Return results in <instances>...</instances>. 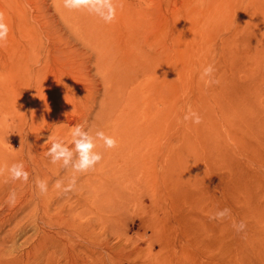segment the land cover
I'll use <instances>...</instances> for the list:
<instances>
[{
	"label": "rangeland",
	"instance_id": "374dc122",
	"mask_svg": "<svg viewBox=\"0 0 264 264\" xmlns=\"http://www.w3.org/2000/svg\"><path fill=\"white\" fill-rule=\"evenodd\" d=\"M0 6L28 59L12 106L0 104V152L29 174L0 181V264H264V0H95L75 15L63 0ZM105 39L140 72L128 127L141 132L118 140L104 180L95 167L49 170L61 187L33 199L30 158L50 160L57 139L72 149L73 127L88 132L101 106L93 48ZM5 55L0 44L2 76ZM210 64L218 83L206 87ZM72 174L80 189L65 191ZM224 208L229 218L210 219Z\"/></svg>",
	"mask_w": 264,
	"mask_h": 264
},
{
	"label": "bare ground",
	"instance_id": "6f19581e",
	"mask_svg": "<svg viewBox=\"0 0 264 264\" xmlns=\"http://www.w3.org/2000/svg\"><path fill=\"white\" fill-rule=\"evenodd\" d=\"M212 6L214 7V5ZM66 9L69 12L71 11L68 8ZM78 11L80 12V10H73L72 14L75 15L76 12ZM0 12L4 13V11L1 9V6H0ZM9 21L11 20L8 14L4 13V22L9 26V34L6 41L2 43L5 46V50H6V55L4 58H2L4 59V63L6 64V67L4 70L5 71L4 76H2V74L0 73V84L3 86V89L2 90L0 89V104L1 105L7 104L8 106H12L13 101L15 100L14 98H16V94H17L15 71L17 67H20V65H26L28 59L26 57L20 58V56L17 54L16 47L13 44L14 40H13ZM112 48H113V43L106 39L98 40L97 44L93 48V54L95 56L94 64L97 68L98 75L102 77L101 79L105 84L104 86L105 94L100 101L101 106L94 114V120L90 122L88 128L89 135L94 138V142L97 145L99 143L104 144L102 140L96 137V134L98 132H103L105 136L112 137L117 142L119 139H123L126 136V133L134 134L141 132V129L131 130L128 127V125L130 126L131 123L130 121H132L130 119L132 118L133 115V114L131 115L130 113H134V111L137 110L136 108H139L140 107L139 105L141 104L140 102H141L142 92L140 93L141 90L137 89L140 90L137 91L135 88V84H136L135 80L140 75V72L136 70L135 66L132 65L131 61L125 64L122 63L124 62L123 60L122 62L120 60H117L113 53ZM130 109H132V111H129ZM136 113H137L136 115L137 118L141 117L140 111H137ZM51 114L52 112L49 111L48 115ZM50 127H51V123L48 124V127L46 125L44 126V128L46 129L47 128L49 129ZM32 141L33 139H30L28 143H31ZM10 142H14L13 137L10 139ZM0 143L2 144L7 143V141L5 140V138L0 136ZM72 149L74 150V144H72ZM105 149L103 155H101L102 159L99 162L102 165L98 169L96 168L95 165L96 171L99 172L100 174L99 179H103V180L105 176L108 175V171L111 175L113 174L114 161L112 157L115 156V153L111 151L113 148H105ZM114 158H116V156ZM30 161L34 162L32 165L29 166L30 169L29 171H32L31 177L35 179V182L39 180V181H45L47 183V192L41 193L39 189L37 190L32 189L33 191H37V193L32 194V198L34 196L46 197L53 190V188H56L57 182L56 183L52 182L53 180L49 175V170H55V175L59 177L67 176L70 173V170L67 167L63 166L62 161H59L54 164L52 163L51 159L48 160V158H46L44 155L39 156L35 153L30 158ZM13 164H17L16 159L14 157L7 154V151L5 150H3V152H0V169H3V171L0 172V177L2 178L0 181L6 180V183L8 182L17 183V184L19 183L20 180L19 179L13 180L11 178L10 172L8 171ZM75 175H73V177ZM79 176L78 175L75 176L76 178L74 184L75 188L78 190L80 189L79 185L77 184L78 181H80ZM72 178L70 177L71 179L69 180L70 182L72 181ZM98 184L106 185L104 181H100V180L98 181ZM94 185L95 184L93 183V187ZM35 188L38 187L36 186ZM43 204L46 208H51L53 206V204L51 205L50 202Z\"/></svg>",
	"mask_w": 264,
	"mask_h": 264
},
{
	"label": "clouds",
	"instance_id": "9594fccd",
	"mask_svg": "<svg viewBox=\"0 0 264 264\" xmlns=\"http://www.w3.org/2000/svg\"><path fill=\"white\" fill-rule=\"evenodd\" d=\"M95 0H63V4L65 8L69 10H82L87 9L89 11L94 10ZM109 11L110 14L106 17H103L106 22H111L115 19V7L109 3ZM9 34V26L4 22V13L0 12V44L6 41ZM215 71L214 65H208L204 68L201 79L204 81L205 86H211L214 83H218L217 80L213 79V73ZM189 117H185L187 120ZM194 123L199 124L201 120L199 117H196ZM72 141L74 144V150L70 149L67 144L64 143L63 140L57 139L54 140L51 147L48 150L47 155L51 157L52 163H57L59 161L63 162L64 167L71 166L76 172H87L88 170L95 167L97 163H99L102 159V156L94 151L96 144L94 142V138L89 135L88 132L84 130L83 125H75L71 132ZM96 137L104 142V145L107 148H115L117 146V141L112 138L105 136L103 132H98ZM75 156V159H74ZM23 164H13L11 168L8 170L11 174V178L13 180L23 179L24 182L28 181L29 174L24 171ZM3 169H0L2 172ZM75 184V178H73L71 184L68 188L64 189L65 191L72 190V187ZM36 186L40 190L41 193L47 192V183L45 181H37ZM57 188L61 187V183L57 182ZM10 201L12 203L15 202V193H12L10 196ZM231 216V210L228 208H224L218 210L214 215L210 216L211 220L223 221L226 218ZM233 227L236 228L237 231H242L246 225L243 222L239 224L233 223Z\"/></svg>",
	"mask_w": 264,
	"mask_h": 264
}]
</instances>
